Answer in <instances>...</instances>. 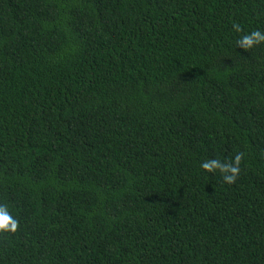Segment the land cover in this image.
I'll return each mask as SVG.
<instances>
[{
    "label": "trees",
    "instance_id": "obj_1",
    "mask_svg": "<svg viewBox=\"0 0 264 264\" xmlns=\"http://www.w3.org/2000/svg\"><path fill=\"white\" fill-rule=\"evenodd\" d=\"M254 30L264 0H0V264H264Z\"/></svg>",
    "mask_w": 264,
    "mask_h": 264
},
{
    "label": "clouds",
    "instance_id": "obj_2",
    "mask_svg": "<svg viewBox=\"0 0 264 264\" xmlns=\"http://www.w3.org/2000/svg\"><path fill=\"white\" fill-rule=\"evenodd\" d=\"M237 31L239 27L234 25ZM243 48L249 49L253 46L264 42V32L260 30H254L251 33L244 36ZM240 157L237 156L235 164H221L217 160H211L202 163L201 167L206 171L213 172L219 169L223 175V179L226 183H233L239 173L238 162ZM18 228V221L13 217L6 206L0 205V232H15Z\"/></svg>",
    "mask_w": 264,
    "mask_h": 264
}]
</instances>
